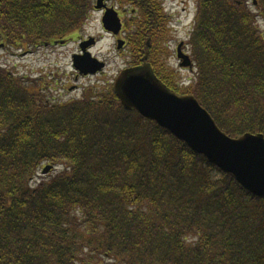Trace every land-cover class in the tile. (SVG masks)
I'll use <instances>...</instances> for the list:
<instances>
[{
	"label": "trees",
	"instance_id": "1",
	"mask_svg": "<svg viewBox=\"0 0 264 264\" xmlns=\"http://www.w3.org/2000/svg\"><path fill=\"white\" fill-rule=\"evenodd\" d=\"M117 1L137 10L130 66L147 55L157 79L194 96L228 137L264 136V38L242 0H197L185 87L157 62L160 1ZM250 2L264 17V0ZM91 10L92 0H0V37L36 50ZM33 81L0 67V264H264V197L123 110L112 85L56 103ZM43 163L61 170L32 186Z\"/></svg>",
	"mask_w": 264,
	"mask_h": 264
},
{
	"label": "water",
	"instance_id": "2",
	"mask_svg": "<svg viewBox=\"0 0 264 264\" xmlns=\"http://www.w3.org/2000/svg\"><path fill=\"white\" fill-rule=\"evenodd\" d=\"M105 1L96 0L94 9L104 10L100 18L103 30L117 36L121 30L120 18L115 9L106 8ZM94 44V38L90 37L80 43L81 52L72 55V67L78 75H95L105 68V63L92 57L89 51ZM123 45V40H117L116 50ZM145 58H142L143 61ZM181 58L180 66L191 68L189 58L186 55ZM112 89L123 110H134L144 119L154 122L208 164L232 177L248 193L258 198L264 197L262 134L246 133L236 138L228 137L217 128L210 114L194 96L178 95L168 89L146 62L122 69L113 80ZM52 167L43 166L42 174H47Z\"/></svg>",
	"mask_w": 264,
	"mask_h": 264
},
{
	"label": "rangeland",
	"instance_id": "3",
	"mask_svg": "<svg viewBox=\"0 0 264 264\" xmlns=\"http://www.w3.org/2000/svg\"><path fill=\"white\" fill-rule=\"evenodd\" d=\"M95 1L92 0V10L89 12L88 18L84 23L73 34H70L71 36L61 41V43L51 45L53 42H50L51 44L48 46H37L36 50H32L29 47L17 49L6 45L0 37V67L9 71L14 76L23 78L26 80V84H29L31 81L34 82L33 80L39 81L42 89L45 90L46 97L56 103L79 99L84 89L94 85H112L117 74L122 69L130 66L132 53L127 46L121 48V50H116V39L112 36L109 37V35L101 30V14L93 9ZM159 1L168 22L166 26L167 31L164 36L165 41L163 38L156 45L158 48L163 49L161 51L162 54L156 57L157 62L164 69L171 73L173 72L175 75L174 80L180 86L185 87L195 77V69L178 66L177 60L174 57L175 46L182 42L185 46L184 50L186 54L193 61L190 40L194 28L197 0ZM250 1L243 0V3L255 15V27L264 38V17L256 12L257 9ZM111 4L126 8L127 11L129 10L127 8L129 7L128 4L123 1L112 0ZM124 19L127 22L130 19L129 14ZM127 33L128 30L125 34L126 36L128 35ZM125 35L122 33L117 38L123 39ZM87 37H92L96 40L95 45L90 49V53L92 57L105 62V68L102 72L95 75L83 77L74 71L71 57L73 54L78 53L79 38L87 40ZM30 51L33 52L29 53ZM46 164L51 165L50 163L42 164V167L31 183L32 186H35L37 182L43 179H49L61 170L60 166L52 167L47 174L43 175L41 170Z\"/></svg>",
	"mask_w": 264,
	"mask_h": 264
},
{
	"label": "flooded vegetation",
	"instance_id": "4",
	"mask_svg": "<svg viewBox=\"0 0 264 264\" xmlns=\"http://www.w3.org/2000/svg\"><path fill=\"white\" fill-rule=\"evenodd\" d=\"M111 1H112V0H106V1L104 2V4L106 5V8L115 7V10H116V12H117V15H118V17L120 18V21H121V24H122V26H121V28H120V29H121V30H120V34L123 33V34L125 35L126 32H127V25H128V22L131 21L132 18L135 19V17H137V10H136V8L129 6V7H127V8H129V10L127 11L126 8H121L120 6H119V7H118V6H114L113 4H111ZM98 12H100L101 17H102V15H103V13H104V10H99ZM128 14H129V16H130V19L126 22V20L124 19V17H126ZM101 30H103V28H102ZM103 32L106 33L107 35H109V37L112 36L114 39H116V42H117L118 39H120V38H117V36H113L112 34L106 32V31H104V30H103ZM88 38H89V37H87V39H88ZM125 38H126V35H125V37L123 38V40L125 41V46L128 47V45H127V39H125ZM72 39H74V38H72ZM84 40H85V39H81V38H79V41H80V42H78V43L80 44V43H82ZM73 41H75V40H73ZM77 41H78V40H77ZM95 42H96V40H95ZM147 43H149V41L146 42V46H147ZM54 44H55V43H53V44H51V45H54ZM79 44H78V46H79ZM184 48H185V46H184V44H182V42L179 43L177 46H175V56H174V57H175L176 60H177L178 66L181 67L180 64H181V62L183 61V59H182V58L180 59V56L183 57L184 55H186V56L189 58V60H190V62H191V66H192V65H193V64H192V63H193L192 58L186 54ZM79 50H80V49H78V51H77L78 53H79ZM29 53H31V51H30ZM144 63H145V62H144ZM142 64H143V63H142Z\"/></svg>",
	"mask_w": 264,
	"mask_h": 264
}]
</instances>
